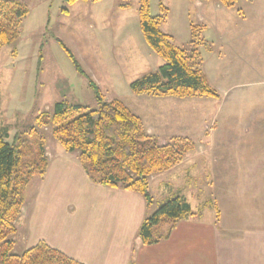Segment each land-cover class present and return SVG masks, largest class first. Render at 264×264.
<instances>
[{"label":"rangeland","instance_id":"1","mask_svg":"<svg viewBox=\"0 0 264 264\" xmlns=\"http://www.w3.org/2000/svg\"><path fill=\"white\" fill-rule=\"evenodd\" d=\"M61 2L25 0L29 14L23 20L18 39L0 49V130L6 127L7 141L12 142L15 136L30 138L32 149L43 145L48 160L51 150L57 155L65 150L50 128L39 126L29 135L30 128L37 125L36 118L51 114L54 103L59 101L96 107L86 78L76 71L57 38L97 85L103 98L122 101L140 118L148 136L161 144L188 139L191 148L181 161L148 177L149 193L150 188L158 189L165 179L172 192L178 191L180 197L189 201L196 217L203 209L208 211L206 208L213 210L215 216L218 211L219 218L222 209L228 215L237 216L239 208L249 209L241 211L246 214H251L253 208H261L264 194L259 189L264 188V180L235 178L239 172H230L225 163L214 162L212 144L214 126L218 128L222 119L228 117L222 113L229 105V102L224 104L227 98L242 93L244 101L245 95L250 98V94H259L264 89V0H236L232 7L215 0L176 3L149 0L151 15L160 13V3L168 8L160 29L172 37L176 46L188 47L192 28H199L197 40L203 43L198 48L201 69L218 98L158 97L130 91L129 84L133 80L156 71L164 63L139 34L138 0H101L96 6L100 7L101 16L105 14L104 29L98 25L102 18L96 21L85 6V11L75 7L69 16L62 15ZM120 2L128 4L130 10L124 14L126 20L117 25L112 17L118 12ZM168 4L173 9L171 14ZM90 23L95 25L94 29L88 26ZM141 38L150 56L137 47ZM225 89L230 90L228 97L222 93ZM245 116L239 115L240 119ZM36 180L34 177L29 182V191L33 190ZM246 187L251 188L248 189L251 193H243ZM168 193L169 190L167 199L174 197ZM164 201L155 203L159 205ZM257 214L262 215V211L258 210ZM19 233L22 234L20 223L16 224L12 238Z\"/></svg>","mask_w":264,"mask_h":264},{"label":"crops","instance_id":"2","mask_svg":"<svg viewBox=\"0 0 264 264\" xmlns=\"http://www.w3.org/2000/svg\"><path fill=\"white\" fill-rule=\"evenodd\" d=\"M100 1L66 5L62 0L60 12L69 16L75 7L85 11V6L96 21L102 18L98 25L104 29L105 14L101 16L100 7L96 6ZM168 1L187 2L162 0ZM122 3L118 12L112 14L117 25L126 20L124 14L130 10L129 5L121 7ZM168 5L171 14L173 9ZM88 26L95 28L93 23ZM142 38L137 47L151 53ZM222 93L228 97L230 90ZM241 94L227 98L224 104L229 102L228 107L220 110L228 117L222 119L218 128L214 126L213 160L228 165L230 172H239L235 178L264 180V89L259 94H250V98L245 95L244 101ZM239 115L246 116L240 119ZM165 181L159 183L158 189L150 188L155 206L156 200L167 199V190L168 195L180 194L172 192ZM248 189L251 188L246 187L243 193H251ZM259 190L264 194V188ZM24 197L16 222L22 232L14 238L17 253L42 241L81 264H264V204L259 209L253 208L251 214L241 212L249 209L239 208L237 216L222 209L218 222L213 210L203 209L198 217L180 220L166 239L146 245L139 237V229L155 206L149 209L136 191L93 182L77 153L65 151L57 155L53 150L45 174L37 178L33 190L25 191ZM258 210L262 215H256Z\"/></svg>","mask_w":264,"mask_h":264},{"label":"trees","instance_id":"3","mask_svg":"<svg viewBox=\"0 0 264 264\" xmlns=\"http://www.w3.org/2000/svg\"><path fill=\"white\" fill-rule=\"evenodd\" d=\"M78 1L64 0L66 5ZM232 7L236 0H215ZM126 8L128 4H120ZM160 13L151 15L149 0H138V22L141 35L148 47L163 64L154 72L143 75L129 84L132 93L178 98L204 96L218 98L202 72V57L197 40L199 28L193 27L188 47H178L160 26L168 8L159 4ZM65 10V9H64ZM66 11V10H65ZM29 14L25 0H0V49L18 39L23 20ZM203 29V28H202ZM201 29V30H202ZM68 54L76 71L83 75L94 94L96 107L59 101L51 114L36 118V127L50 128L53 137L68 153H77L89 178L100 185L122 187L143 196L147 207L155 206L148 191V177L167 170L181 161L190 149L187 138L172 144H161L147 135L139 117L122 101H107L97 85L86 75L61 40L55 38ZM203 46V45H202ZM6 127L0 130V264H81L61 251L40 241L20 253L14 251L16 222L24 205V194L32 178H42L47 159L43 145L32 149L30 138L14 137L7 141ZM17 139V140H16ZM190 147V148H189ZM216 212V222L219 213ZM194 216L190 205L180 196L166 199L146 215L139 237L146 245L158 243L168 237L176 224ZM166 228L164 229L163 227Z\"/></svg>","mask_w":264,"mask_h":264}]
</instances>
